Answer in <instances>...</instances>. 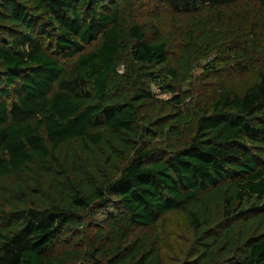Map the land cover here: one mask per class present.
<instances>
[{
	"label": "trees",
	"instance_id": "trees-1",
	"mask_svg": "<svg viewBox=\"0 0 264 264\" xmlns=\"http://www.w3.org/2000/svg\"><path fill=\"white\" fill-rule=\"evenodd\" d=\"M0 264H264V0H0Z\"/></svg>",
	"mask_w": 264,
	"mask_h": 264
},
{
	"label": "rangeland",
	"instance_id": "rangeland-1",
	"mask_svg": "<svg viewBox=\"0 0 264 264\" xmlns=\"http://www.w3.org/2000/svg\"><path fill=\"white\" fill-rule=\"evenodd\" d=\"M166 15H168L167 14V12L166 11H154V9L152 8H147V9H145V8H141V10H140V16L142 17V19H144V20H146V21H148V22H152V20H153V16L155 17V16H158V17H160V19H162L163 20V18H165L166 17ZM159 18H157V20H158ZM159 19V20H160ZM201 67L199 66V67H197V69H196V71H195V75L194 76H196L201 70ZM193 84V85H192ZM192 84H189V83H187V84H184L183 85V88H182V90H183V92H182V94L183 93H185V92H189V93H191V90L192 89H195L196 91H201V90H203V89H206L207 87H208V85H204V83H203V81L202 82H200V83H198V82H193ZM204 85V86H203ZM153 92H154V96H155V98L157 99V100H161V101H169V100H171L172 98H174V97H179L180 96V94L179 95H177V94H171V93H160V91H159V89H153ZM164 110V109H163ZM165 111V110H164ZM164 111H161L160 113H165ZM161 226L162 227H164V231H166V229L168 228V227H171L172 229L174 228V229H177L179 232L180 231H183V230H181V229H179V227H180V225H181V223H182V221L180 220V217L179 216H177V215H175V214H173V213H170V214H168V215H166L162 220H161ZM182 235H183V241L184 240H186L187 241V243H188V239H189V236L186 234V232H182ZM186 243V244H187ZM177 246H179V244L177 245Z\"/></svg>",
	"mask_w": 264,
	"mask_h": 264
}]
</instances>
